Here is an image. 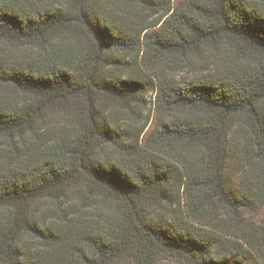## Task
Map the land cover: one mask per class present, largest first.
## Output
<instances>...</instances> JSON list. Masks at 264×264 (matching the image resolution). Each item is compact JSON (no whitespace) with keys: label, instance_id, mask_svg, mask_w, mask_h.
Returning <instances> with one entry per match:
<instances>
[{"label":"trees","instance_id":"trees-1","mask_svg":"<svg viewBox=\"0 0 264 264\" xmlns=\"http://www.w3.org/2000/svg\"><path fill=\"white\" fill-rule=\"evenodd\" d=\"M218 41L221 69L154 77L152 57ZM150 87L199 116L142 140ZM260 207L263 2L0 0V264H264Z\"/></svg>","mask_w":264,"mask_h":264},{"label":"rangeland","instance_id":"rangeland-1","mask_svg":"<svg viewBox=\"0 0 264 264\" xmlns=\"http://www.w3.org/2000/svg\"><path fill=\"white\" fill-rule=\"evenodd\" d=\"M257 1L264 3V0ZM231 48H233V46L227 44L225 41H218L212 45H205L196 52H188L186 54L164 52L151 58V71L155 74L154 77L156 78L164 76L174 80L178 84H187L191 79L201 77L224 67L228 63L226 58H231ZM156 95L155 88L150 87L144 94L146 102L144 110L138 115H133L138 122L144 123L145 125L142 140H149V134L155 128L160 118L169 120L175 116H199L198 114L193 113L192 111H187L186 109L164 112L157 102ZM241 134L246 136V131ZM165 152L170 154L173 152V148L168 147ZM239 168V166L233 165L232 178L237 185L241 184L243 181V176L237 173ZM245 184H248V181L243 183V185ZM226 214L227 213L224 215L223 211H219L214 220L215 224H217V226L219 225L223 230L226 228L231 229L234 224L231 217ZM245 218L246 220H252L254 224H262L264 222V207H260L254 213H246ZM163 263L182 264L177 259H163Z\"/></svg>","mask_w":264,"mask_h":264}]
</instances>
